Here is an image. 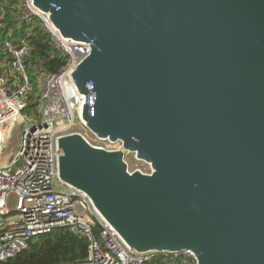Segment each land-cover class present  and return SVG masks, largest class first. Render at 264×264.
<instances>
[{
  "label": "water",
  "instance_id": "water-1",
  "mask_svg": "<svg viewBox=\"0 0 264 264\" xmlns=\"http://www.w3.org/2000/svg\"><path fill=\"white\" fill-rule=\"evenodd\" d=\"M92 41L73 80L107 151L59 139V171L137 251L264 264V0H34ZM125 151L151 165L130 172Z\"/></svg>",
  "mask_w": 264,
  "mask_h": 264
},
{
  "label": "built area",
  "instance_id": "built-area-1",
  "mask_svg": "<svg viewBox=\"0 0 264 264\" xmlns=\"http://www.w3.org/2000/svg\"><path fill=\"white\" fill-rule=\"evenodd\" d=\"M21 18L41 20L58 50L69 58L60 72L42 75L36 101L40 118L22 116L32 91V74L37 71L27 60L30 47L0 38V48L10 54V69L0 74V261L23 254L33 238L67 228L90 242L88 257L67 264H144L156 255L165 260L181 258L183 264H197L196 255L184 251H137L132 248L96 209L82 190L65 182L59 171L62 136L80 134L90 145L107 151L123 149L120 140L101 138L82 117V109L92 97L79 92L73 80L77 66L91 53L92 41L64 36L34 0H21ZM1 69V67H0ZM20 123L18 146L10 151L14 126ZM133 159V161H132ZM130 172H152L151 165L136 153L125 151ZM135 160V161H134ZM143 163L144 168L132 164ZM100 233H94L96 224Z\"/></svg>",
  "mask_w": 264,
  "mask_h": 264
},
{
  "label": "trees",
  "instance_id": "trees-1",
  "mask_svg": "<svg viewBox=\"0 0 264 264\" xmlns=\"http://www.w3.org/2000/svg\"><path fill=\"white\" fill-rule=\"evenodd\" d=\"M20 4L21 0H0V38L11 40L17 45L27 44L30 47L27 60L36 66L37 71L31 76L32 91L29 94L31 102L24 114L40 118L36 94L41 76L60 72L68 65L69 58L58 50L38 17L30 21L21 18ZM0 60L7 64L6 70L1 66L0 74H7L11 57L2 48ZM100 228L99 223L94 227L97 237ZM89 253L90 242L87 238L62 228L51 234L36 236L23 254L7 261H0V264H67L82 260L88 257ZM165 259L164 255H156L144 264H183L181 258Z\"/></svg>",
  "mask_w": 264,
  "mask_h": 264
},
{
  "label": "rangeland",
  "instance_id": "rangeland-1",
  "mask_svg": "<svg viewBox=\"0 0 264 264\" xmlns=\"http://www.w3.org/2000/svg\"><path fill=\"white\" fill-rule=\"evenodd\" d=\"M22 116H26V114H24V112H23ZM22 128H23V126L20 123H17L14 126V131H13L12 139H11L10 151L15 150L16 147L18 146L19 134H21ZM132 161H133V159H132ZM133 163L134 164H132V165H133L134 168H136V167H140V168L146 167V165H144L143 163H135V162H133Z\"/></svg>",
  "mask_w": 264,
  "mask_h": 264
},
{
  "label": "crops",
  "instance_id": "crops-1",
  "mask_svg": "<svg viewBox=\"0 0 264 264\" xmlns=\"http://www.w3.org/2000/svg\"><path fill=\"white\" fill-rule=\"evenodd\" d=\"M2 66V68H4L6 70V66L7 64L4 61L0 60V67Z\"/></svg>",
  "mask_w": 264,
  "mask_h": 264
},
{
  "label": "bare ground",
  "instance_id": "bare-ground-1",
  "mask_svg": "<svg viewBox=\"0 0 264 264\" xmlns=\"http://www.w3.org/2000/svg\"><path fill=\"white\" fill-rule=\"evenodd\" d=\"M90 94V93H89ZM88 103H91V100H88Z\"/></svg>",
  "mask_w": 264,
  "mask_h": 264
}]
</instances>
